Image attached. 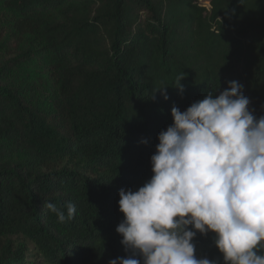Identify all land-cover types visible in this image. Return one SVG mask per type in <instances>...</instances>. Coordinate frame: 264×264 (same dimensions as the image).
<instances>
[{
	"label": "trees",
	"instance_id": "16d2710c",
	"mask_svg": "<svg viewBox=\"0 0 264 264\" xmlns=\"http://www.w3.org/2000/svg\"><path fill=\"white\" fill-rule=\"evenodd\" d=\"M230 81L264 115V0H0V264L126 257L119 190L151 178L173 105ZM213 236L195 255L224 264Z\"/></svg>",
	"mask_w": 264,
	"mask_h": 264
},
{
	"label": "clouds",
	"instance_id": "9594fccd",
	"mask_svg": "<svg viewBox=\"0 0 264 264\" xmlns=\"http://www.w3.org/2000/svg\"><path fill=\"white\" fill-rule=\"evenodd\" d=\"M184 76L173 85L181 93ZM250 103L243 85L230 81L184 111L172 106L150 157L151 178L119 190L124 218L116 232L128 255L108 264H217L195 255L197 234L209 232L224 264H264V115ZM44 207L59 223L76 213L70 201Z\"/></svg>",
	"mask_w": 264,
	"mask_h": 264
}]
</instances>
